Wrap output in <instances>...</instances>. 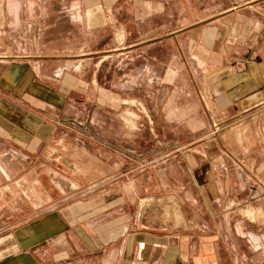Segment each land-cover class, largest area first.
I'll use <instances>...</instances> for the list:
<instances>
[{"label":"rangeland","instance_id":"rangeland-1","mask_svg":"<svg viewBox=\"0 0 264 264\" xmlns=\"http://www.w3.org/2000/svg\"><path fill=\"white\" fill-rule=\"evenodd\" d=\"M149 1L158 13L141 24L140 37L127 14L131 20L124 22L125 33L121 26L110 36L99 38L98 33L95 49L81 48L85 41L91 45L92 38L69 24L63 31H51L45 40L58 45V50L72 49L62 54L67 64L82 61L64 70L67 80L71 74L94 75L99 93L120 94L110 97L112 109H82L77 116L67 105L49 118L57 125L56 139L64 141L56 149L62 170L69 175L76 164L85 169L90 163L86 153L100 151L103 141L120 143L126 170L135 168L141 178L144 209L166 204L167 209L183 213L190 232L206 234L204 244L191 243V251L206 257L200 264H264V107L229 114L212 100L205 79L212 69L204 61L210 62L213 53H205L203 47L211 46L213 52L214 26L226 32L229 23L218 18L229 0H143ZM55 5L53 0H0V98L26 94L35 83L48 79L45 84L57 88L50 79V61L42 65L38 59L27 62L23 57L28 55L23 50L33 45L26 33L29 24L41 15H58ZM126 8L131 12L140 6L131 0ZM153 24L156 28L151 31ZM204 32L211 34L205 43ZM116 151L110 146L111 153ZM198 180L204 181L206 205L196 198ZM56 181L71 186L63 178ZM217 191L219 195L213 196ZM184 192L189 201L183 198V206H178L172 196ZM215 232L220 235L212 238Z\"/></svg>","mask_w":264,"mask_h":264},{"label":"crops","instance_id":"crops-1","mask_svg":"<svg viewBox=\"0 0 264 264\" xmlns=\"http://www.w3.org/2000/svg\"><path fill=\"white\" fill-rule=\"evenodd\" d=\"M53 1L60 13L53 18L41 15L29 24L26 33L32 37L33 45L23 50L28 53L23 57L27 62L30 58L38 59L42 65L50 61L53 70L50 79L57 88H49L45 84L48 79L35 83L38 85L26 94L0 98V264L206 261V257L191 251V243L194 247L198 241L204 244L206 234L190 232L183 224L181 211H171L166 204L144 209L141 178L136 177L135 168L126 170L120 143L101 142L100 151L86 153L90 163L85 169L76 164V170L69 175L63 172L62 157L56 149L62 148L64 141L56 139L57 125L49 119L61 114L67 105L78 116L82 109H112L110 97L120 98L119 93H99V81L94 75L71 74L70 83L64 70L78 67L82 61L76 59L67 64L62 54L72 49L61 46L58 50V45L47 44L50 32L63 31L69 24L92 38L91 45L85 41L79 44L81 48L95 49L99 45H94L98 33L99 38L106 33L110 36L116 26H121L125 33L124 22L131 20L130 17L127 20V14L132 15L134 32L140 37L141 24L156 17L158 10L151 1L144 4L143 0H132L140 6L132 10L134 13L126 8L131 0ZM156 5L163 11L160 3ZM219 15L218 20L229 23L226 32L214 26L212 36L206 32L201 36L204 43L210 36L215 42L213 52L211 46L203 47L205 53H213L210 62L204 61L212 69L205 77L212 100L221 110H229V114L243 109L259 110L264 107V0H229ZM151 28H156V24ZM17 76L22 81V75ZM68 83L70 86L66 88ZM91 143L99 150L98 144ZM110 146L117 149L116 153L110 152ZM141 159L138 157L137 161ZM131 172L132 179L125 180ZM56 178L70 182V188ZM198 181L196 198L206 205L204 181ZM184 193L172 196L178 206H183V198L189 201V194ZM218 195L219 191L213 196ZM219 235L215 232L211 237Z\"/></svg>","mask_w":264,"mask_h":264}]
</instances>
